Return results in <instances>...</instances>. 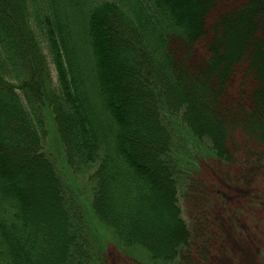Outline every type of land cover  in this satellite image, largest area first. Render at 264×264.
<instances>
[{
    "label": "trees",
    "instance_id": "obj_1",
    "mask_svg": "<svg viewBox=\"0 0 264 264\" xmlns=\"http://www.w3.org/2000/svg\"><path fill=\"white\" fill-rule=\"evenodd\" d=\"M209 24L225 47L248 45L239 85L205 41ZM48 111L123 248L155 264H204L178 203L169 121L219 162L264 164V0H0V264L94 263L43 151ZM240 128L251 146L237 143Z\"/></svg>",
    "mask_w": 264,
    "mask_h": 264
},
{
    "label": "rangeland",
    "instance_id": "obj_2",
    "mask_svg": "<svg viewBox=\"0 0 264 264\" xmlns=\"http://www.w3.org/2000/svg\"><path fill=\"white\" fill-rule=\"evenodd\" d=\"M235 9L234 3L227 5L221 17L231 15ZM216 29L215 25H208L209 34L205 41L212 46L217 58L220 54L224 55L221 63L231 66L234 84L239 85L240 78L236 71L240 65L243 74L248 70L249 59L245 54L248 45L242 39V43L239 40L226 42L225 47ZM211 41L222 44L219 46ZM227 53L231 54L227 56ZM231 63L237 64L236 67L232 68ZM50 68L52 82L57 85L60 73L53 66ZM233 87L236 88L235 85ZM247 89L244 86L240 91L247 93ZM46 114L47 137L43 151L52 161L70 205L83 216L93 246L90 249V254L93 251V264H155L142 251L123 248L114 238L113 231L96 218L92 207V172L80 174L68 166L65 147L53 117L49 111ZM171 119L170 130L180 165L177 170L178 203L183 219L191 230L195 252L203 257L204 264H264V164L253 170L242 158L232 164L219 162L210 154L211 145L208 142L195 141L185 127L181 128L178 119ZM240 130L235 135L237 143L241 147L251 146L249 137Z\"/></svg>",
    "mask_w": 264,
    "mask_h": 264
}]
</instances>
